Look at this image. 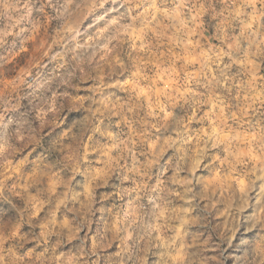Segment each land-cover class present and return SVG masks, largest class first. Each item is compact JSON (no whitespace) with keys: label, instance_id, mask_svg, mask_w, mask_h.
Masks as SVG:
<instances>
[{"label":"rangeland","instance_id":"rangeland-1","mask_svg":"<svg viewBox=\"0 0 264 264\" xmlns=\"http://www.w3.org/2000/svg\"><path fill=\"white\" fill-rule=\"evenodd\" d=\"M0 264H264V0H0Z\"/></svg>","mask_w":264,"mask_h":264}]
</instances>
